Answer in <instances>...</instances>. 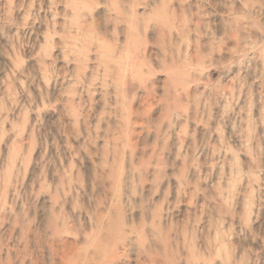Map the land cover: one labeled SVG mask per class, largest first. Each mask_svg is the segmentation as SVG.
<instances>
[{
	"label": "rangeland",
	"instance_id": "obj_1",
	"mask_svg": "<svg viewBox=\"0 0 264 264\" xmlns=\"http://www.w3.org/2000/svg\"><path fill=\"white\" fill-rule=\"evenodd\" d=\"M0 264H264V0H0Z\"/></svg>",
	"mask_w": 264,
	"mask_h": 264
}]
</instances>
